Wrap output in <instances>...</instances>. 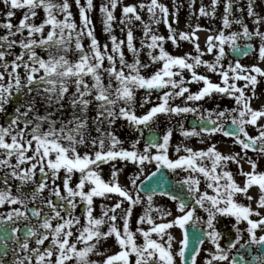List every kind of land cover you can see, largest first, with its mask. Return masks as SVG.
<instances>
[{
	"label": "snow or ice",
	"instance_id": "obj_1",
	"mask_svg": "<svg viewBox=\"0 0 264 264\" xmlns=\"http://www.w3.org/2000/svg\"><path fill=\"white\" fill-rule=\"evenodd\" d=\"M187 3L181 30L175 2L170 9L161 0H0V264H177V257L201 264L202 251L203 264H249L245 249L258 252L253 264H264V104H252L264 81V14L257 0H200L198 9L197 0ZM97 9L110 43L97 37ZM202 18L221 26L202 25ZM160 24L167 35L155 30ZM201 31L210 33L203 48ZM169 42L192 50L173 54ZM249 57L257 62H241ZM194 83L202 86L193 91ZM216 95L235 106L205 107ZM189 114L197 123L186 126ZM162 115L175 124L161 133ZM121 121L137 134L129 147L116 131ZM175 132L184 140L173 144ZM216 135L240 151L222 152L219 141L209 142ZM192 139L206 147L191 146ZM129 163L134 171L122 184ZM225 218L234 223L222 231ZM174 227L182 230L178 241Z\"/></svg>",
	"mask_w": 264,
	"mask_h": 264
},
{
	"label": "rangeland",
	"instance_id": "obj_2",
	"mask_svg": "<svg viewBox=\"0 0 264 264\" xmlns=\"http://www.w3.org/2000/svg\"><path fill=\"white\" fill-rule=\"evenodd\" d=\"M124 2L125 3H135L136 0H124ZM161 2L167 4L170 9L172 8V5H173L174 2L175 3H179L181 5V11H180V14H179V28L181 30H184L187 27V21H188V18L190 16V10L188 8L187 0H161ZM95 3L98 5L100 3V0H95ZM240 3L241 4H246V0H240ZM199 4H200V0H197V5H196L197 9L199 8ZM3 8H4V5L0 4V9H3ZM257 9L262 14H264V0H257ZM73 11H74V13L76 12L75 6L73 7ZM222 12H223V6L221 5L218 8V15L221 14ZM40 15L43 16V13L41 12ZM120 15H121L120 9L117 8L116 16L119 17ZM245 15H246V11H245ZM20 17H21V13L18 11L16 17L14 18V23L17 22ZM76 18H77V21L79 22L78 13L76 14ZM145 18L147 19V17H145ZM0 19H2V18H0ZM194 19L195 18L193 17V20ZM93 21H94V23L96 25V34H97V37L100 40V42L102 44L103 43H110L109 39H108V34L103 31V26H102V23H101V14L98 12V9H97L96 12L93 13ZM199 22L202 25H205V26H211V27L221 26L219 19H216V20L210 22L207 18H202ZM119 27H120V25L117 24L116 27H115V34L118 36V38H124L123 35L119 31ZM154 28H155V30L157 31L158 34L167 35V26L166 25H164V24H160L158 26L154 25ZM200 33L203 34V38L200 40L201 47L203 48L204 47L205 37L207 35H209L210 33L205 32V31H201ZM135 35H136V38H137V46H139L138 42H139V39L142 36V33L139 30H137L135 32ZM243 42L244 41H241V43H243ZM86 43H87V41H86ZM166 47L173 54H183L186 51H191L192 50V45L190 43H188V42H181V46L179 48H177L175 45H173L171 42H169V43H167ZM17 51H19V49H17ZM127 58L129 59V61H131V59H132L131 53H127ZM142 58L145 59V60L147 59L146 53L142 55ZM212 58L213 57H212L211 54H206L204 56V59L212 60ZM72 59H75V57L73 56ZM256 62L257 61L254 58H251V57H249V58H247V59L242 61V63L248 64V65L256 63ZM261 66L264 67V64H262ZM157 67H159V65H157ZM153 70H154L153 68H149L148 72H146L145 75H147L148 73L152 72ZM199 71L201 73H203V72H205V69L203 67H201L199 69ZM186 75H190V74L186 73ZM210 76H211V79L214 82H218L219 79H220V77L218 75H215V74H210ZM238 83L242 84L243 82L241 81V82H238ZM201 86L202 85H198V84H195V83L190 85V87H191V89L193 91H196ZM256 90H257V93H258V98L254 99L252 101V104H253L254 107L260 108L261 105H262L261 99L264 96V81H261V83H259L257 85V89ZM143 95H144L143 90H138L137 91V99L138 100ZM153 100H155V96H153ZM177 103H179V99L177 100ZM203 104L207 108H217V107H219L220 109H223V108L234 107L235 106V101H234V99H232L230 97H227V96L216 95L211 100H207L206 99L203 102ZM150 106L151 105H145L144 108H138V113H143ZM9 110L11 111V108ZM190 116L194 117L192 114H189L187 116V119ZM3 119H4V117H0V121H2ZM187 119L184 121L185 124H186ZM173 124H175V120H173L171 123H169L168 121L165 120V117L163 115L160 116L159 129H160L161 133L163 132V130L165 128H167L169 126H172ZM116 131H117V134L120 136L121 140L125 142L124 143V147H129L131 141L133 139H135L136 135H137L130 128H128L123 123V121H121L118 124ZM183 140H184V138L179 134V132H175L174 133L173 140H172L173 144H175L177 142H181ZM216 141H219L218 148L222 152H224L226 154L233 152V150H232L233 147H231L232 142H231V140L229 138L223 137L222 135H216L214 138H209V142H216ZM190 144H191V146H194L195 148L206 147V145L203 144V143H200V141L198 139H192L190 141ZM140 147H143V143H141ZM248 154L250 156L253 155L251 151H249ZM172 155L175 156V153L173 152ZM231 167H232L233 171H235L237 166L235 164H232ZM244 168H245V170L249 169V167L247 166V163L244 164ZM153 169H154V167H150L148 169V171L150 172ZM133 171H134V166L131 163H129L127 168L125 169L124 173L120 176V181H121L122 184H127L128 183V181L125 179V177L126 176H131ZM104 175H105V177L108 176L107 167H105V169H104ZM177 178L183 179V174H181V176H179ZM236 179L239 182V180H244V177L240 176V175H237ZM251 192H252L253 195H255L256 192H257V189L255 187H253L251 189ZM100 202L101 201L99 199L96 200L97 205ZM158 203L161 204V205H167L173 211L174 215H179V212L176 211L175 203L172 202L170 199H166V198L160 197V198H158ZM95 211H96V214L99 215V213H100L99 207H97ZM135 212L136 213H140L141 209L137 208L135 210ZM132 227H133V229H135V227H136V217H135V215L133 216V219H132ZM171 232L177 238V241L179 239H181V229L179 227L172 228ZM225 242H226V237H225V241H222V243H225ZM112 244H113V242L109 241L108 244L106 245V247H112ZM176 247L178 248V244L176 245ZM203 248L204 249H208L209 248V242H206L203 245ZM112 250L115 251L117 249L112 248ZM206 256H207V251H202L200 257H198V260L201 261V264H203V258L206 257ZM93 258L94 259H98L97 257H93ZM177 264H181V261H180L179 257H177Z\"/></svg>",
	"mask_w": 264,
	"mask_h": 264
},
{
	"label": "flooded vegetation",
	"instance_id": "obj_3",
	"mask_svg": "<svg viewBox=\"0 0 264 264\" xmlns=\"http://www.w3.org/2000/svg\"><path fill=\"white\" fill-rule=\"evenodd\" d=\"M229 59H232L231 57H229ZM261 102L262 104H264V96L262 97L261 99ZM262 123H264V121H261ZM230 139V138H229ZM231 140V139H230ZM232 142V141H231ZM233 152H239L240 151V148L239 146L235 147V148H232ZM247 166L249 167V165L247 164ZM259 166H260V169L261 170H264V159H261L259 161ZM173 176V175H172ZM175 176V175H174ZM173 176V177H174ZM175 179H179L177 177H175ZM239 182H243V180H239ZM247 202V201H245ZM180 214V213H179ZM198 214L201 215V216H204L205 219L207 218V214L202 210V209H198ZM168 219H171V217H169ZM234 223V218H232L231 220H229L228 218H225L220 224H218V228H220L222 231H226L230 225ZM234 231V230H233ZM245 239H247V237H245ZM228 240V237H226V241ZM246 252L247 255L245 256V258L251 262L253 261V257L254 255L257 254V251L256 250H251V249H245V250H242V253Z\"/></svg>",
	"mask_w": 264,
	"mask_h": 264
},
{
	"label": "bare ground",
	"instance_id": "obj_4",
	"mask_svg": "<svg viewBox=\"0 0 264 264\" xmlns=\"http://www.w3.org/2000/svg\"><path fill=\"white\" fill-rule=\"evenodd\" d=\"M203 2L205 4H208L210 2V0H203ZM182 24V23H181ZM175 26V25H174ZM184 28V27H183ZM199 37H200V40L203 38V34L202 33H199Z\"/></svg>",
	"mask_w": 264,
	"mask_h": 264
},
{
	"label": "water",
	"instance_id": "obj_5",
	"mask_svg": "<svg viewBox=\"0 0 264 264\" xmlns=\"http://www.w3.org/2000/svg\"><path fill=\"white\" fill-rule=\"evenodd\" d=\"M168 186H173L172 183H171V181L169 179H168V184L165 185V187H168ZM191 247H192V245L190 244L189 245V251L191 250Z\"/></svg>",
	"mask_w": 264,
	"mask_h": 264
}]
</instances>
